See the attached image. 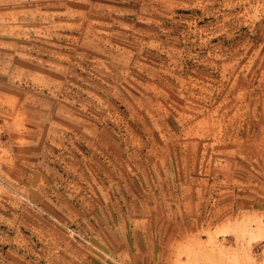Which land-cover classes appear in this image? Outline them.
<instances>
[{
	"label": "rangeland",
	"instance_id": "374dc122",
	"mask_svg": "<svg viewBox=\"0 0 264 264\" xmlns=\"http://www.w3.org/2000/svg\"><path fill=\"white\" fill-rule=\"evenodd\" d=\"M264 0H0V264H264Z\"/></svg>",
	"mask_w": 264,
	"mask_h": 264
},
{
	"label": "crops",
	"instance_id": "0c3cea01",
	"mask_svg": "<svg viewBox=\"0 0 264 264\" xmlns=\"http://www.w3.org/2000/svg\"><path fill=\"white\" fill-rule=\"evenodd\" d=\"M262 263L264 262V260L261 261Z\"/></svg>",
	"mask_w": 264,
	"mask_h": 264
}]
</instances>
